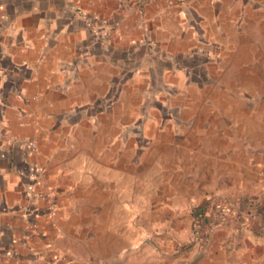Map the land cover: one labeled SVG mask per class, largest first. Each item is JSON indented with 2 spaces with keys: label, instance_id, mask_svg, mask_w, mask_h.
I'll return each instance as SVG.
<instances>
[{
  "label": "crops",
  "instance_id": "obj_1",
  "mask_svg": "<svg viewBox=\"0 0 264 264\" xmlns=\"http://www.w3.org/2000/svg\"><path fill=\"white\" fill-rule=\"evenodd\" d=\"M209 196L200 256L135 230ZM102 262L264 264V0H0V264Z\"/></svg>",
  "mask_w": 264,
  "mask_h": 264
},
{
  "label": "rangeland",
  "instance_id": "obj_2",
  "mask_svg": "<svg viewBox=\"0 0 264 264\" xmlns=\"http://www.w3.org/2000/svg\"><path fill=\"white\" fill-rule=\"evenodd\" d=\"M145 147H140L139 150H144ZM163 150V149H162ZM190 149H186L185 151H182L181 155L189 157ZM150 154H155L157 149L150 148ZM166 155L165 161L167 166L173 167V164L170 163L171 156L174 153L170 152L168 149L164 152ZM185 158L186 160H188ZM181 168L186 170L187 172L190 170L191 164L183 163L180 164ZM162 167V165H161ZM201 168V174L205 176L207 172V168L205 167V164L198 165ZM173 169V168H171ZM167 167V170H165L167 173L171 170ZM200 170H198L199 172ZM200 178V177H199ZM198 178V179H199ZM201 179H203L201 177ZM203 183L200 181L198 182V186H201V188H205L204 180H202ZM157 184V182H155ZM216 198V197H215ZM214 197H206L202 200H197L194 198H187V211L183 214H180L179 212L176 214L168 213V212H158L156 210H152L148 214V221L146 226L142 228H136L135 230L139 231L141 233L140 239H144V245H147L149 251L151 253H159L160 255H175L179 254L180 256H185L189 253H192L193 256H200L207 252L210 245L214 242L213 235L216 232H222L225 231L226 227L227 229H232L233 231H237V221L235 218L228 217H221L216 215L215 213L211 214V220H209V226H206L202 228L201 234H195L191 238V232H192V224H193V217L192 214L194 213V210L201 204L206 201V199H209V202L207 204V209H212L213 207H221L220 205H226V207H232L233 206V200L224 199L221 200V198ZM218 209V208H217ZM178 217H186L188 221L186 222L187 225L185 226L181 222L175 221L178 219ZM226 229V231H227ZM114 230V229H113ZM103 234H105L103 232ZM231 239L235 238L236 236H232L233 233H230ZM228 236V235H227ZM226 236V237H227ZM109 240H111V244L108 242V244H103L102 246V256L109 259L111 255H114V237L113 235L108 237ZM118 239V245H117V252L120 255L121 253L125 252L126 249H124V243L121 242L120 238ZM142 241L139 240V242L134 244L133 250L138 249L141 245ZM231 243V242H230ZM230 243L227 245L229 246ZM12 246V245H11ZM13 250V248H12ZM104 258V259H105ZM106 260V259H105ZM105 262V261H104ZM102 262L101 264H107Z\"/></svg>",
  "mask_w": 264,
  "mask_h": 264
},
{
  "label": "trees",
  "instance_id": "obj_3",
  "mask_svg": "<svg viewBox=\"0 0 264 264\" xmlns=\"http://www.w3.org/2000/svg\"><path fill=\"white\" fill-rule=\"evenodd\" d=\"M209 202V199H206L204 203H201L192 214L193 217V224H192V232H191V238L195 236V234H201L202 228L209 226V220H211V214L215 213L218 216H224L227 212L224 209L217 210V208L207 209V204Z\"/></svg>",
  "mask_w": 264,
  "mask_h": 264
},
{
  "label": "built area",
  "instance_id": "obj_4",
  "mask_svg": "<svg viewBox=\"0 0 264 264\" xmlns=\"http://www.w3.org/2000/svg\"><path fill=\"white\" fill-rule=\"evenodd\" d=\"M40 197L42 199H45L46 198L45 196H40ZM46 216L48 217V219H52L54 217V210L51 207H49L47 209ZM12 253L15 256L17 255V247H13Z\"/></svg>",
  "mask_w": 264,
  "mask_h": 264
}]
</instances>
